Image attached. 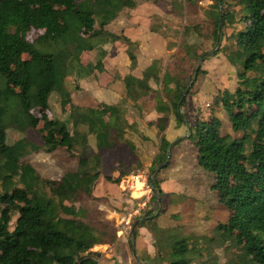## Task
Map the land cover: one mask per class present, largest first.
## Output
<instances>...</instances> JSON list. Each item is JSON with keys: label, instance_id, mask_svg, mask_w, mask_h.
I'll use <instances>...</instances> for the list:
<instances>
[{"label": "trees", "instance_id": "16d2710c", "mask_svg": "<svg viewBox=\"0 0 264 264\" xmlns=\"http://www.w3.org/2000/svg\"><path fill=\"white\" fill-rule=\"evenodd\" d=\"M207 1L212 9L214 45L219 25V43L226 26H235L230 43L220 50L235 70L236 86L231 92L222 91L214 103L225 113L231 131L239 136L221 134L222 122L212 111L209 118L196 121L188 129L187 137L192 141L197 166L213 175L210 189L229 214L227 222L218 224L214 232L224 244L229 242L240 250L244 264H264V0ZM136 3L0 0V264H98L90 250L107 241L82 221L86 210L75 207V202L80 195L91 196L100 176L99 155L76 157V168L57 181L42 179L22 160L40 150L51 153L60 148L75 158V149L87 146L88 135L94 136L96 148L113 149L128 131L136 130L123 102L81 106L71 100L66 86L67 78L73 77V89L80 91L78 80L96 79L105 71L107 51L100 45L102 39L124 43L131 65L136 64L131 51L135 43L107 30L122 10L134 9ZM170 4L175 9L180 2L170 0ZM190 30L192 27L184 29L186 33ZM31 31L40 33L28 42ZM188 48L185 50L191 59H208L207 53H191L194 47ZM92 51L94 61L84 63L82 54ZM160 62L153 60L140 78L128 74L122 82L124 100L136 102L153 95V109L161 115L155 125L159 152L166 157L169 141L161 133L169 112L178 122L182 120L179 109L185 99L180 107L178 104L187 85L166 72L160 78ZM150 81L163 84L167 101ZM53 94L59 97L61 111L67 113L64 121L48 116ZM40 123L38 145L24 134L35 131ZM10 130L22 136L10 142ZM149 179L153 194H162L155 175ZM14 215L17 218L10 229ZM137 227H146V221ZM170 248L169 257L175 258L170 264H191L185 258L193 249L187 238L172 239ZM180 254L184 257L176 259Z\"/></svg>", "mask_w": 264, "mask_h": 264}, {"label": "rangeland", "instance_id": "374dc122", "mask_svg": "<svg viewBox=\"0 0 264 264\" xmlns=\"http://www.w3.org/2000/svg\"><path fill=\"white\" fill-rule=\"evenodd\" d=\"M178 1L180 4L173 9L170 0H137L134 9L122 10L107 26L109 32L126 36L135 43L131 48L136 57L135 65H131L124 43L111 44L102 39L100 45L107 51L103 60L105 71L97 74L96 79L78 80L80 91L73 89V77L66 80L70 98L78 105L96 107L100 103L123 102L126 115L135 123L136 130L128 131L124 141L113 149L96 148L94 136L88 135L87 146L84 149L78 146L75 158H70L65 149L60 148L51 153L40 150L22 160L29 163L42 179L57 181L76 168V157L99 155L100 176L91 196L80 195L75 202V207L86 210L82 221L104 235L107 241L90 250L98 264H170L175 259L169 257L170 241L175 238H187L193 249L185 258L190 259L191 264H244L246 261L236 246H230L229 242L224 244L214 232L218 224L227 222L229 214L210 189L213 175L197 166L192 141L187 137L188 129L196 121L209 118L212 111L222 122L221 134L239 136L231 131L225 113L214 103L222 91L231 92L236 86L235 70L220 50L230 43L229 37L235 26H226L221 43L214 45L210 2ZM186 27H192V30L186 33ZM39 33L31 31L26 40L33 41ZM185 47H194L190 49L191 53L208 54V59L200 63L202 73L198 75V70L195 80L199 62L190 58ZM94 58L95 51L82 54L84 63L94 61ZM157 59L161 61L160 78L166 72L187 85L184 105L179 109L182 120L178 122L174 113L169 112L161 133L169 146L172 145L165 166L166 157L159 152L155 127L161 115L153 109V95L136 102L124 100L122 82L128 74L140 78L143 70ZM150 86L167 101L163 84L150 81ZM168 86L174 88L173 83ZM48 116L61 121L66 119L67 113L61 111L56 94L50 97ZM41 126L40 123L35 131L29 130L24 136L41 145L37 132ZM21 136L8 131L10 142ZM158 167L160 170L152 174ZM154 175L162 192L160 195L153 194L148 184ZM16 218L14 215L10 229ZM143 221H146V227H136L133 238L132 226ZM209 238L213 241H208ZM183 257L180 254L176 259Z\"/></svg>", "mask_w": 264, "mask_h": 264}, {"label": "water", "instance_id": "95a60500", "mask_svg": "<svg viewBox=\"0 0 264 264\" xmlns=\"http://www.w3.org/2000/svg\"><path fill=\"white\" fill-rule=\"evenodd\" d=\"M219 21H220V23H221V21H222V16H221V15H220V19H219ZM220 29H221V25H219L217 44H219ZM198 62H199V63H198V66H197V68H196V71H195L194 80H195L196 75H197V72H198V70H199V65H200L201 61H198ZM186 92H187V90H186L185 93L182 95V97H181V99H180V101H179L178 107H180L181 103H182L183 100L185 99V97H186ZM171 147H172V145H170L169 148L167 149V156H168V153H169V150L171 149ZM166 164H167V161L164 163V166H165ZM159 170H160V167L156 168V169L152 172V174H154L156 171H159ZM136 227H137V223H135V224L132 226V228H131V235H132L133 238H134V235H135V229H136ZM133 247H134V241H133ZM133 255H135L134 250H133Z\"/></svg>", "mask_w": 264, "mask_h": 264}, {"label": "clouds", "instance_id": "9594fccd", "mask_svg": "<svg viewBox=\"0 0 264 264\" xmlns=\"http://www.w3.org/2000/svg\"><path fill=\"white\" fill-rule=\"evenodd\" d=\"M137 187L139 188V187H140V185H137Z\"/></svg>", "mask_w": 264, "mask_h": 264}, {"label": "crops", "instance_id": "0c3cea01", "mask_svg": "<svg viewBox=\"0 0 264 264\" xmlns=\"http://www.w3.org/2000/svg\"><path fill=\"white\" fill-rule=\"evenodd\" d=\"M170 206H172V205H170Z\"/></svg>", "mask_w": 264, "mask_h": 264}]
</instances>
